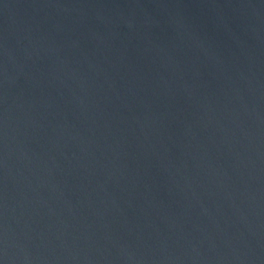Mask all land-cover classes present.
<instances>
[{"label":"water","instance_id":"water-1","mask_svg":"<svg viewBox=\"0 0 264 264\" xmlns=\"http://www.w3.org/2000/svg\"><path fill=\"white\" fill-rule=\"evenodd\" d=\"M0 264H264V0H0Z\"/></svg>","mask_w":264,"mask_h":264}]
</instances>
